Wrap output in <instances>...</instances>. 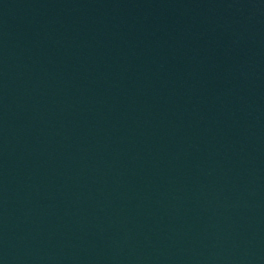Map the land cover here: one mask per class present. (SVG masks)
<instances>
[{
  "label": "water",
  "instance_id": "water-1",
  "mask_svg": "<svg viewBox=\"0 0 264 264\" xmlns=\"http://www.w3.org/2000/svg\"><path fill=\"white\" fill-rule=\"evenodd\" d=\"M0 264H264V0H0Z\"/></svg>",
  "mask_w": 264,
  "mask_h": 264
}]
</instances>
